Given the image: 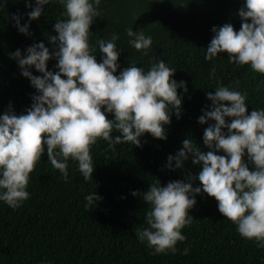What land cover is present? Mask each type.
Listing matches in <instances>:
<instances>
[{"label":"trees","instance_id":"16d2710c","mask_svg":"<svg viewBox=\"0 0 264 264\" xmlns=\"http://www.w3.org/2000/svg\"><path fill=\"white\" fill-rule=\"evenodd\" d=\"M0 264H264V0H0Z\"/></svg>","mask_w":264,"mask_h":264}]
</instances>
